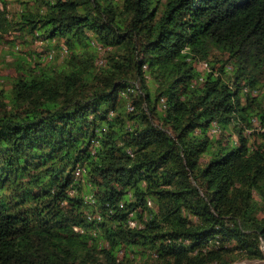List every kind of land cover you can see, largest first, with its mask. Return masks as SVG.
Returning <instances> with one entry per match:
<instances>
[{
	"label": "trees",
	"instance_id": "1",
	"mask_svg": "<svg viewBox=\"0 0 264 264\" xmlns=\"http://www.w3.org/2000/svg\"><path fill=\"white\" fill-rule=\"evenodd\" d=\"M7 1L0 264L264 259V0Z\"/></svg>",
	"mask_w": 264,
	"mask_h": 264
},
{
	"label": "rangeland",
	"instance_id": "2",
	"mask_svg": "<svg viewBox=\"0 0 264 264\" xmlns=\"http://www.w3.org/2000/svg\"><path fill=\"white\" fill-rule=\"evenodd\" d=\"M7 2H10L7 4L9 11L17 8L15 0H8ZM20 36L21 33L18 31L4 35L5 42H3L0 49V78L4 80L3 85L6 89L10 87V79L20 76V71L26 68L28 63L31 65L34 63L32 56L35 55V57L38 58V55H40L42 50L40 42L32 39L30 40L29 37L24 38L23 36ZM24 41L27 42L24 43ZM16 46H18L17 50H15ZM197 69L202 71V67L199 64L197 65ZM130 221L134 226L135 222L133 220ZM146 257L147 255L145 257H139L138 255L135 263L150 264L147 262L148 259L146 260ZM229 257L231 258V263L229 264H264V259L253 261L239 259V257L235 254H232Z\"/></svg>",
	"mask_w": 264,
	"mask_h": 264
},
{
	"label": "bare ground",
	"instance_id": "3",
	"mask_svg": "<svg viewBox=\"0 0 264 264\" xmlns=\"http://www.w3.org/2000/svg\"><path fill=\"white\" fill-rule=\"evenodd\" d=\"M206 67H207V66H206ZM204 68H205V67H204ZM91 198H92V197L90 196V197H89V201H88V200H87V201L90 202V201H91V200H90ZM86 199H87V198H86ZM129 225H130V226H133V223H132L131 221H129Z\"/></svg>",
	"mask_w": 264,
	"mask_h": 264
},
{
	"label": "built area",
	"instance_id": "4",
	"mask_svg": "<svg viewBox=\"0 0 264 264\" xmlns=\"http://www.w3.org/2000/svg\"><path fill=\"white\" fill-rule=\"evenodd\" d=\"M78 171H79V170L76 171V175H78Z\"/></svg>",
	"mask_w": 264,
	"mask_h": 264
}]
</instances>
